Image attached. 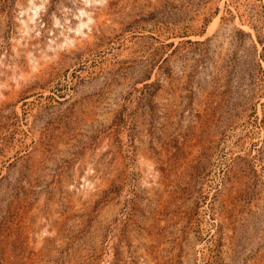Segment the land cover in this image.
I'll return each instance as SVG.
<instances>
[{"label":"rangeland","instance_id":"374dc122","mask_svg":"<svg viewBox=\"0 0 264 264\" xmlns=\"http://www.w3.org/2000/svg\"><path fill=\"white\" fill-rule=\"evenodd\" d=\"M0 264H264V0H0Z\"/></svg>","mask_w":264,"mask_h":264},{"label":"bare ground","instance_id":"6f19581e","mask_svg":"<svg viewBox=\"0 0 264 264\" xmlns=\"http://www.w3.org/2000/svg\"><path fill=\"white\" fill-rule=\"evenodd\" d=\"M40 6H37V8H39ZM38 12V11H37ZM93 20V17H89V19L85 22V25H88V22H90V21H92ZM80 26H83L84 27V24L83 23H81V25Z\"/></svg>","mask_w":264,"mask_h":264}]
</instances>
